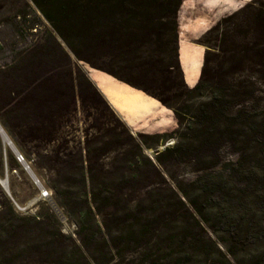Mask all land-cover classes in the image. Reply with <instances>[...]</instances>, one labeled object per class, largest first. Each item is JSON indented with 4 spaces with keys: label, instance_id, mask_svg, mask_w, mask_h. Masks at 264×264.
Returning <instances> with one entry per match:
<instances>
[{
    "label": "rangeland",
    "instance_id": "rangeland-1",
    "mask_svg": "<svg viewBox=\"0 0 264 264\" xmlns=\"http://www.w3.org/2000/svg\"><path fill=\"white\" fill-rule=\"evenodd\" d=\"M55 2L0 0V46L4 48L0 50V65L15 60L13 70L0 71V119L16 133L42 185L35 183L12 151L13 159L7 157V163L14 166L8 170L9 179L0 178V264H157L156 259L162 256L156 240L130 244L128 231L132 225L139 232L147 220L156 218L152 202H158V206L178 203L171 190L200 222V227L191 219L190 226L186 220L177 224L188 227L195 237L194 264H251L255 247L246 250L229 238L219 226L216 211L205 210L200 216L195 210V203L201 200L196 198L191 184L204 173L209 159L189 152L186 132L164 142L154 137L179 128L171 109L154 98L174 114L175 129L147 133L129 129L82 78L86 107L83 114H78V97L71 102V79L78 82V65L95 70L99 66L113 69L122 79L149 85L175 107L193 105L197 112L203 100H190L181 87L184 75L177 68L176 41L168 26L173 15L158 16L157 27L166 29L163 44L144 43L138 59H113L104 50L92 48L83 52L87 60L82 61L54 27H64L65 20L63 24L52 22L44 14L47 11L55 17ZM184 2L193 8L178 17V41L189 39L203 47L205 53L209 50L206 79L224 72V81L242 79L257 90V100L263 98L264 72L259 64L244 59L239 68L221 69L253 43L255 15L264 9V0ZM194 21L208 22L210 29H216L202 35L191 33ZM74 42L78 52V39ZM186 81L189 86L188 76ZM178 94L183 97H175ZM44 106L65 111L66 116L59 115L57 109L44 111ZM36 113L41 117L39 121ZM2 143L8 156L10 147ZM178 143L183 150L172 155L164 153ZM220 152L222 161L240 156L237 147L227 142ZM41 189L49 192L48 199L38 195ZM178 257H182L180 252L175 254Z\"/></svg>",
    "mask_w": 264,
    "mask_h": 264
},
{
    "label": "trees",
    "instance_id": "trees-1",
    "mask_svg": "<svg viewBox=\"0 0 264 264\" xmlns=\"http://www.w3.org/2000/svg\"><path fill=\"white\" fill-rule=\"evenodd\" d=\"M55 3L58 6L55 9L56 18L47 11L44 14L52 22L63 24L65 20L64 27H54L61 39L82 61L87 60L84 53L92 48L104 50L113 59H138L139 48L144 43L159 46L163 41L162 36H166V29H163L165 26L157 27L160 22L158 16L172 14L173 20L168 26L176 41L177 68L180 75H183L178 58V17L182 18L192 9V4H183V0H56ZM255 19L257 28L253 43L246 45L241 54L232 56L229 64L222 67V71L239 68L245 59L259 64L264 72V9L257 10ZM192 25L193 31L198 35L211 28L205 21H194ZM215 29L216 27L210 29L208 33ZM75 39H78V52ZM181 47L182 63L184 68H189L185 70V74L190 82L189 86L182 82L181 87L186 90L190 100H203L200 107L196 108L197 112L193 110V105L180 108L173 106L163 94L159 95L156 90L139 80L122 79L113 69L99 66L95 68L146 92L174 112L179 128L173 133L158 134L154 137L164 142L181 132H186L189 134V143L185 146H188L189 152L204 154L209 159L204 173L191 184L196 198L201 200L200 204L195 203L198 204L196 212L204 216L205 210L216 211V217L220 219L219 226L229 238L246 250L256 248L255 253L251 255V264H264V97L257 100V90L250 88L242 79L238 82L224 81L225 73L222 71L221 75H212V79H206L209 50H206L205 57L201 52L193 50V61L188 64L185 45L182 43ZM3 49L0 46V50ZM14 68V59L0 65V71ZM175 97L183 96L178 94ZM0 124L29 164L25 148L16 133L7 121L0 119ZM2 142L0 135V178L5 180L9 179V168L14 166L7 163V157L13 159L12 150L8 148L6 156ZM226 142L237 147L240 153L237 160L220 159L221 147ZM180 145L181 143H178L174 148H167L164 153L172 155L183 150ZM81 162L84 163L82 158ZM29 165L37 174L34 167ZM82 176H85L84 171ZM171 193L173 199H179V202L168 206H158V202H152L154 213H157L156 218L147 220L146 225L139 227V232L131 225L128 242L133 244L140 240L149 243L154 238L159 247L158 253L162 256L156 259L157 264H194L197 251L194 245L195 237L188 227L181 228L177 224L186 220L190 226L191 219L193 225L200 227V222L186 206L184 208L180 196L174 190H171ZM183 196L187 198L185 193ZM7 205L14 213L9 201ZM177 252L182 254L181 258H175Z\"/></svg>",
    "mask_w": 264,
    "mask_h": 264
},
{
    "label": "crops",
    "instance_id": "crops-1",
    "mask_svg": "<svg viewBox=\"0 0 264 264\" xmlns=\"http://www.w3.org/2000/svg\"><path fill=\"white\" fill-rule=\"evenodd\" d=\"M192 26L189 30L191 33L194 32V27ZM182 43L185 45L188 64H191L193 61L191 58L193 50L201 52L203 57H205V49L201 46L194 45L189 39H184L179 42L178 58L184 75V80L187 82L185 69L182 63ZM78 74V82L75 79H71V89L74 91L73 95H71V102L74 100L75 96L78 97L79 115L83 114V110L86 109L84 106L85 98L83 97L82 90L83 84L81 83L83 80L84 82H87L89 87L101 97L107 109L110 110L113 115L117 116L129 129L147 133H163L175 129L174 114L170 110L164 108L154 98L99 70L87 69L78 65ZM80 78H82V80H80ZM74 102L76 103V101ZM56 109L57 108L43 107V110L47 112H54ZM57 110L60 113L59 115L62 117L66 116L65 111ZM37 115L38 114L36 113V118L39 121L38 118L41 117ZM43 116L44 115L42 114V117Z\"/></svg>",
    "mask_w": 264,
    "mask_h": 264
},
{
    "label": "water",
    "instance_id": "water-1",
    "mask_svg": "<svg viewBox=\"0 0 264 264\" xmlns=\"http://www.w3.org/2000/svg\"><path fill=\"white\" fill-rule=\"evenodd\" d=\"M0 135L2 137V140L4 142V144L8 145L12 151L14 152V154L16 155V157L18 158V161L22 163V165L24 166V168L26 169V171L28 172V174L30 175V177L35 181V183L37 185H39L40 187H42L38 177L36 176V174L33 172V170L31 169L30 165L24 161L23 157L21 156L20 152L18 151V149L16 148V146L13 144V142L10 140V138L8 137V135L6 134V132L4 131V129L2 128V126L0 125ZM4 185L7 184V181L3 182Z\"/></svg>",
    "mask_w": 264,
    "mask_h": 264
},
{
    "label": "built area",
    "instance_id": "built-area-1",
    "mask_svg": "<svg viewBox=\"0 0 264 264\" xmlns=\"http://www.w3.org/2000/svg\"><path fill=\"white\" fill-rule=\"evenodd\" d=\"M49 192L48 191H46L45 189H41L40 190V197L42 198V199H48L49 198Z\"/></svg>",
    "mask_w": 264,
    "mask_h": 264
}]
</instances>
